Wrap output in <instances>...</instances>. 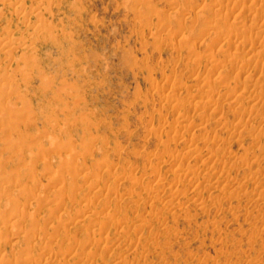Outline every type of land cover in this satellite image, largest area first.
Here are the masks:
<instances>
[{"label":"rangeland","instance_id":"obj_1","mask_svg":"<svg viewBox=\"0 0 264 264\" xmlns=\"http://www.w3.org/2000/svg\"><path fill=\"white\" fill-rule=\"evenodd\" d=\"M261 35L264 0H0V264H264Z\"/></svg>","mask_w":264,"mask_h":264},{"label":"bare ground","instance_id":"obj_2","mask_svg":"<svg viewBox=\"0 0 264 264\" xmlns=\"http://www.w3.org/2000/svg\"><path fill=\"white\" fill-rule=\"evenodd\" d=\"M216 12H217V11H216ZM216 12H215V13H216ZM260 34H261V33H260ZM261 36L263 37V35H261ZM263 38H264V37H263ZM246 40H247V39H246ZM255 40H256V39H255ZM255 40H254V41H255ZM262 40H263V39H262ZM248 41H249V40H248ZM257 41H258V40H257ZM238 42H239V41H238ZM258 42H259V41H258ZM246 43H247V42H246ZM9 44H10V43H8V45H9ZM261 44H263V42H262ZM253 45H254V44H253ZM258 45H259V44H258ZM0 46H1V45H0ZM4 46L6 47V45H4ZM251 46H252V45H251ZM254 46H255V45H254ZM2 47H3V46H2ZM5 47H4L2 50L6 49ZM250 48H251V47H250ZM8 49H9V48H8ZM259 49H260V48H259ZM253 50H254V49H253ZM4 51H5V50H4ZM240 52H241V51H240ZM256 52H257V50H256ZM261 52H263V51H261ZM230 53H232V52H230ZM236 53H237V54L234 53L233 58H234L236 55H240V56H242V53H243V52H242L241 54H240V53L238 54V52H236ZM254 54H255V53H254ZM255 55H256V54H255ZM255 55H254V56H255ZM258 55H259V54H258ZM231 56H232V55H231ZM231 56H230V57H231ZM243 56H244V53H243ZM245 56H246V55H245ZM248 57H249V56H248ZM243 58H244V57H241L242 60H243ZM244 60H245V59H244ZM244 60H243V61H244ZM263 63H264V62H263ZM0 84H3V81L0 80ZM263 88H264V87H263ZM263 88H262V89H263ZM211 167H212V166H211ZM189 171H190V169H189V170H186V172H189ZM178 174H179V173H178ZM117 176H118V175H117ZM176 176H177V174L175 175V177H176ZM157 186H158V185H157ZM159 186H160V185H159ZM159 186H158V187H159ZM160 187H161V186H160ZM172 196H173V195H172ZM140 221H141V220H140ZM93 234H94V233H93Z\"/></svg>","mask_w":264,"mask_h":264}]
</instances>
